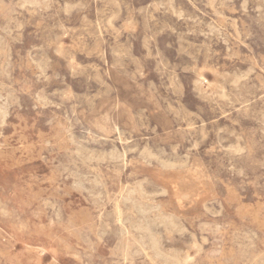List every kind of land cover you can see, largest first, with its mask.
<instances>
[{
	"label": "rangeland",
	"instance_id": "rangeland-1",
	"mask_svg": "<svg viewBox=\"0 0 264 264\" xmlns=\"http://www.w3.org/2000/svg\"><path fill=\"white\" fill-rule=\"evenodd\" d=\"M177 258L264 264V0H0V264Z\"/></svg>",
	"mask_w": 264,
	"mask_h": 264
},
{
	"label": "bare ground",
	"instance_id": "bare-ground-1",
	"mask_svg": "<svg viewBox=\"0 0 264 264\" xmlns=\"http://www.w3.org/2000/svg\"><path fill=\"white\" fill-rule=\"evenodd\" d=\"M32 1V0H31ZM35 2V1H34ZM33 4V3H32ZM36 4V3H35ZM66 4V3H65ZM31 6V5H30ZM71 6V5H70ZM45 50V49H44ZM46 52V51H45ZM52 67V66H51ZM67 91V90H66ZM263 111V110H262ZM189 156V155H188ZM131 190V189H130ZM126 191V190H125ZM135 192H141V189H137L136 187L134 188V189H132L130 192H128V193H126L127 195H126V198L127 199H129L130 197H131V194L132 193H135ZM123 196V195H122ZM107 199V198H106ZM121 200V199H120ZM121 203H122V201H120ZM120 204V203H119ZM141 209H142V207H141ZM118 212H119V214H121V212H120V208H118V210H117ZM143 211V210H142ZM117 212V213H118ZM147 212V211H146ZM146 212H144V213H146ZM144 225V224H143ZM139 226V225H138ZM149 226H140V230H146V229H148L149 230V228H148ZM123 229H124V227H123ZM139 229V228H138ZM148 232H150V231H148ZM152 232V231H151ZM151 232H150V234H151ZM155 235V234H154ZM152 236V235H151ZM147 237H149V235L147 236ZM238 237V236H237ZM150 238V237H149ZM155 238V237H154ZM150 240V239H149ZM140 242H141V240H139ZM152 241V240H151ZM139 243V242H138ZM158 245H159V243H158ZM158 245H157V240H155L154 241V244L152 245V247L154 246L155 248H157L158 247ZM258 257V256H257ZM184 259V258H183ZM258 259V258H257ZM188 260V259H187ZM184 261L185 260H180L179 258H177L176 259V262L178 263V264H184ZM188 261H190V259L188 260ZM187 262V261H186ZM188 264V263H187Z\"/></svg>",
	"mask_w": 264,
	"mask_h": 264
}]
</instances>
